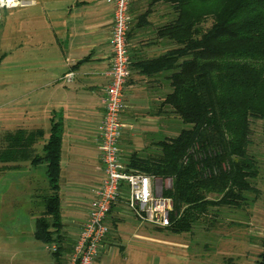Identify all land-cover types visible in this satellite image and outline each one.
Masks as SVG:
<instances>
[{
  "label": "crops",
  "instance_id": "0c3cea01",
  "mask_svg": "<svg viewBox=\"0 0 264 264\" xmlns=\"http://www.w3.org/2000/svg\"><path fill=\"white\" fill-rule=\"evenodd\" d=\"M151 2L131 0L129 7L132 16L127 35L130 75L125 87L119 138L120 155L126 162L133 154L146 157L159 153L155 143L161 139L157 140L154 135L162 133L164 138L175 137L182 129L181 124L178 128L172 124L177 118L182 122L181 118L169 105L162 104L172 91L170 75L174 70L151 71L153 67L148 65L150 71H145L141 66L142 62L158 58L176 47L172 39L157 35L158 27L175 17L172 2ZM2 14L0 62L7 57L10 48L6 42L7 31L13 23L14 49L19 56L16 71L23 73L22 79L25 78L17 88L22 92L13 101L14 105L11 106V100L4 104L1 123L5 127L10 122L15 125L11 129L4 128L5 132L18 128L42 129L43 137L35 144L39 152L49 136L52 119H60L63 123L59 182L63 238L57 245L60 247L58 263L64 264L87 218L94 190L104 175L98 126L104 112L102 97L109 80L106 72L112 55L109 45L112 5L108 0H20L18 6L4 9ZM67 73H72L69 80L65 78ZM258 121L261 127L262 121ZM40 165H31L28 161L0 162V173L14 171L16 202L30 215H33L32 207L37 199L41 202L42 196L49 191L48 183L45 182L44 187L40 185V174L45 176V168L39 171ZM78 176L83 177L92 194L86 202L84 193L80 195L83 186L76 180ZM117 207L113 205L107 216L109 232L93 264H110L115 248L128 262L131 248H138L139 254L144 249L142 242L137 244L138 240L150 241L149 236L138 233L142 226L137 219L126 211H116ZM248 216L253 218V215ZM128 229L135 232L127 239L123 235L129 233ZM194 231L192 228L190 233ZM224 234L220 235L221 240L228 239ZM201 236L197 235L196 243ZM214 237L209 236L210 239ZM176 245L181 249V264H215L208 258L198 260L193 255H184L182 242ZM30 260L33 264V259ZM225 260L230 263L231 257L218 264H226ZM48 264H56L54 257Z\"/></svg>",
  "mask_w": 264,
  "mask_h": 264
},
{
  "label": "trees",
  "instance_id": "16d2710c",
  "mask_svg": "<svg viewBox=\"0 0 264 264\" xmlns=\"http://www.w3.org/2000/svg\"><path fill=\"white\" fill-rule=\"evenodd\" d=\"M169 1L175 17L158 27L157 35L172 39L176 47L141 66L145 71H150L148 65L151 71L174 70L172 91L162 104L190 126L157 141L158 154H133L127 164L172 178L166 191L173 200L169 224L153 227L177 234L191 232L213 208L241 207L246 193L255 191L259 168L250 146L253 120L262 121L264 136V0ZM62 133V121L52 119L39 152L35 144L43 137L40 128H18L1 137L0 162L45 166L49 191L41 198L43 211L33 230V237L44 244H59L63 238ZM51 255L59 264L60 247ZM259 256L258 264H264V248Z\"/></svg>",
  "mask_w": 264,
  "mask_h": 264
},
{
  "label": "rangeland",
  "instance_id": "374dc122",
  "mask_svg": "<svg viewBox=\"0 0 264 264\" xmlns=\"http://www.w3.org/2000/svg\"><path fill=\"white\" fill-rule=\"evenodd\" d=\"M3 17L4 14H2L1 25ZM6 42L10 48L7 57L0 62V146L1 137L5 132L4 128L11 129L15 126L14 122H10L8 127L1 123L4 104L11 100V106L14 105L13 101L22 92V89L17 88L25 79H22L23 73L16 71L19 56L16 53L18 50L15 51L14 49L16 41L13 23L10 24L7 31ZM177 119L172 122L177 128L180 124L182 125L181 128L190 126L180 122L179 118ZM258 123V120L252 121L253 133L250 152L258 164L259 175L253 181L255 191L246 193L245 201L241 207L219 206L211 209V212H218L215 214L209 212L206 218L196 223L193 227L195 231L192 234L190 232L175 234L165 230L158 231L153 226L137 220L139 222L137 223L142 226L141 230H137L138 233L149 236L150 241H147L146 238L138 240L137 244L142 242L144 249L139 254L138 248H131L128 262L123 260L122 254L118 248H115L110 258V264H181L179 258L181 249L176 245L178 242L183 244L184 255L189 257L193 255V258L198 260L208 258L218 264L231 257L230 263L225 260L226 264L235 263V261V264H256L258 255L263 248L264 238V136ZM154 138L163 139L164 135L159 133L154 135ZM157 151L160 152L159 149ZM154 154L156 155V153L152 155ZM44 168V164H41L39 171L42 172ZM15 177L14 171L0 173V264H30V258L33 259V264H36V261L38 264L51 263L53 257L51 252L47 250L46 244L36 240L32 234L34 229L33 218L40 214L39 211L43 210V206L40 199H37L32 207L33 215L19 206V203L16 202L18 196ZM76 180L83 186L80 195L84 193L83 199L86 202L92 194L87 190L88 186L84 183L83 177L78 176ZM39 182L44 187L47 184L46 177L40 174ZM116 205L118 206L116 211H127L122 202L119 201ZM235 213H239L241 216L237 217L234 215ZM248 214L253 215V218L249 217ZM210 217H213V223H211ZM128 231L129 233L123 235L127 239L132 238L133 232H135L130 229ZM221 232L225 233L224 235L228 239L221 240ZM199 234L202 235L201 240L196 243ZM210 235H215V237L210 239Z\"/></svg>",
  "mask_w": 264,
  "mask_h": 264
},
{
  "label": "built area",
  "instance_id": "2783aa9c",
  "mask_svg": "<svg viewBox=\"0 0 264 264\" xmlns=\"http://www.w3.org/2000/svg\"><path fill=\"white\" fill-rule=\"evenodd\" d=\"M131 0H108L112 5V26L109 37L111 63L109 78L104 89L103 117L99 123L100 160L103 178L94 190L86 220L82 223L72 251L64 264H93L99 256L102 243L109 232L107 216L113 205L122 202L126 212L140 222L165 227L173 211V200L166 194L172 187L171 177L148 174L128 166L120 155L119 138L123 123L121 112L125 107V87L130 75V57L127 35L132 16ZM20 0H0L2 10L18 6ZM72 73L65 74L69 80ZM47 250L56 252V243L46 244Z\"/></svg>",
  "mask_w": 264,
  "mask_h": 264
}]
</instances>
